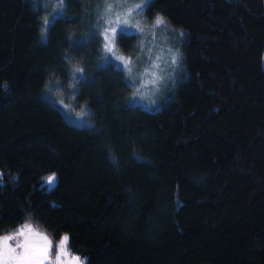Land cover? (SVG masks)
Returning a JSON list of instances; mask_svg holds the SVG:
<instances>
[{
    "label": "trees",
    "instance_id": "1",
    "mask_svg": "<svg viewBox=\"0 0 264 264\" xmlns=\"http://www.w3.org/2000/svg\"><path fill=\"white\" fill-rule=\"evenodd\" d=\"M99 1L0 0V236L66 234L86 264H264L263 0H150L181 38L151 110L102 57Z\"/></svg>",
    "mask_w": 264,
    "mask_h": 264
},
{
    "label": "rangeland",
    "instance_id": "2",
    "mask_svg": "<svg viewBox=\"0 0 264 264\" xmlns=\"http://www.w3.org/2000/svg\"><path fill=\"white\" fill-rule=\"evenodd\" d=\"M263 6H264V0ZM142 0H100L95 8L96 16V28L99 32L102 57L105 61L110 62L115 68L122 71L125 81L132 89L130 101L132 104L137 105L143 109L151 110L157 108L166 96H169L179 71V58L181 49V38L179 40L180 33L169 28L166 25L159 27H153L154 20L148 22L142 11L136 9V5L141 4ZM113 5L110 12H107V6ZM132 9L131 13L126 17L127 24H120L119 27L124 28L125 34H134L136 36V42L133 49L132 45L125 44V49L131 48L130 53L121 55L115 48V54L105 51V29L109 27L108 21H116L117 17L121 20L125 18L124 14ZM115 27V23L112 25ZM140 28L144 31L141 32ZM173 55L177 57V63H172ZM179 55V58H178ZM118 56H124L130 58L132 63L130 67L132 71L129 72L123 62L117 59ZM159 57V59H157ZM153 62L159 65L158 68L153 69ZM149 69L148 73H145V69ZM261 68L264 69V54L261 56ZM156 71L160 79L156 84H145V80H152V71ZM23 225L17 227L15 230L0 236H8L17 232ZM35 229V228H34ZM37 230V229H36ZM39 231V230H37ZM41 232V231H39ZM63 234L53 242V248L49 252L48 260L45 264H56L55 257L58 249L55 247L60 239L65 236ZM24 237L18 236L15 240H10L8 243L11 247H16L18 243L23 241ZM20 251V249H17ZM68 250V249H67ZM69 252V251H68ZM70 253V252H69ZM70 256H77L70 253ZM79 257V256H77ZM81 261H84L79 257Z\"/></svg>",
    "mask_w": 264,
    "mask_h": 264
},
{
    "label": "snow or ice",
    "instance_id": "3",
    "mask_svg": "<svg viewBox=\"0 0 264 264\" xmlns=\"http://www.w3.org/2000/svg\"><path fill=\"white\" fill-rule=\"evenodd\" d=\"M59 6H63L64 0H58ZM150 3V0H142L141 4L136 5V9L143 11ZM113 5L109 4L106 11L110 12ZM132 9H129L127 13L124 14L125 18L123 20L120 17H117L116 21H108L109 27L105 29V44L104 48L106 52L115 54V40L118 36L122 35L125 31L124 28L119 27L120 24H127V16L131 13ZM51 21L46 20L45 24H49ZM115 23V27H113ZM166 21L163 17L157 16L154 20L153 27H159L165 25ZM140 31L143 32L144 29L140 28ZM183 36V33H181ZM117 59L121 60L125 67L128 68V71L131 72L132 68L130 67L132 61L130 58L124 56H118ZM159 59V57H157ZM172 63H177L176 55H173ZM159 65L153 62L152 68L156 69ZM77 72H82V69H76ZM145 73L149 72V69L144 70ZM151 75L152 80H145L144 83L156 84L160 77L157 75L156 71H152ZM83 115V113H81ZM47 184L49 187L55 184L56 177L55 174L46 177ZM18 236L24 237L23 241L18 243L16 247H11L9 245L10 240H15ZM69 237L67 235L63 236L59 243L55 246L58 249V252L55 257L56 264H86L85 261H81L77 256H70V253L67 250ZM53 248L52 241L49 240L48 236L42 232L37 231L32 227L31 224H25L16 233L4 237H0V264H45V261L48 260L49 252ZM17 249H20L18 251Z\"/></svg>",
    "mask_w": 264,
    "mask_h": 264
}]
</instances>
